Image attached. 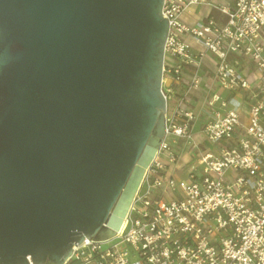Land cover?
Wrapping results in <instances>:
<instances>
[{
    "label": "water",
    "instance_id": "95a60500",
    "mask_svg": "<svg viewBox=\"0 0 264 264\" xmlns=\"http://www.w3.org/2000/svg\"><path fill=\"white\" fill-rule=\"evenodd\" d=\"M164 0H0V264L112 238L165 135Z\"/></svg>",
    "mask_w": 264,
    "mask_h": 264
},
{
    "label": "built area",
    "instance_id": "2783aa9c",
    "mask_svg": "<svg viewBox=\"0 0 264 264\" xmlns=\"http://www.w3.org/2000/svg\"><path fill=\"white\" fill-rule=\"evenodd\" d=\"M193 5L208 12L189 21ZM162 14L165 135L123 228L62 264H264V0H164Z\"/></svg>",
    "mask_w": 264,
    "mask_h": 264
},
{
    "label": "rangeland",
    "instance_id": "374dc122",
    "mask_svg": "<svg viewBox=\"0 0 264 264\" xmlns=\"http://www.w3.org/2000/svg\"><path fill=\"white\" fill-rule=\"evenodd\" d=\"M191 9L193 11H197L198 10V13L201 15V16H204L206 13H207V10H206V6H203L201 5L200 7L198 5H193L191 6ZM205 118H200V123L204 122ZM110 243H112V241H109L107 243H104L103 245L104 246H108Z\"/></svg>",
    "mask_w": 264,
    "mask_h": 264
},
{
    "label": "crops",
    "instance_id": "0c3cea01",
    "mask_svg": "<svg viewBox=\"0 0 264 264\" xmlns=\"http://www.w3.org/2000/svg\"><path fill=\"white\" fill-rule=\"evenodd\" d=\"M205 6V5H203ZM206 10L208 12V8L206 7ZM201 15L198 13V10L195 13L192 14H188V13H184V17L189 20V21H194L197 17H200ZM205 118L203 115L200 118ZM205 121V120H204ZM200 122V121H199Z\"/></svg>",
    "mask_w": 264,
    "mask_h": 264
},
{
    "label": "bare ground",
    "instance_id": "6f19581e",
    "mask_svg": "<svg viewBox=\"0 0 264 264\" xmlns=\"http://www.w3.org/2000/svg\"><path fill=\"white\" fill-rule=\"evenodd\" d=\"M124 221H125V219H124ZM123 225H124V222H123V224H122V226L120 227V229H119V230H121V229L123 228Z\"/></svg>",
    "mask_w": 264,
    "mask_h": 264
}]
</instances>
